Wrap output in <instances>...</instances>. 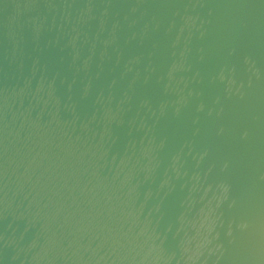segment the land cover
<instances>
[{
    "label": "water",
    "instance_id": "obj_1",
    "mask_svg": "<svg viewBox=\"0 0 264 264\" xmlns=\"http://www.w3.org/2000/svg\"><path fill=\"white\" fill-rule=\"evenodd\" d=\"M60 1L55 11L53 7L45 8L47 0H37L38 7L31 9L22 7L12 25L0 20V264H29L34 251L47 246L46 257L36 264H45L47 255L52 260L50 264H91L97 257L105 264L109 247L105 244L107 229L123 237L125 232L130 234L139 226L132 229L130 221L122 216L125 204L117 199L125 198L126 185L121 191L112 189V176L119 159L126 154L133 161L141 144L152 139L151 153L156 161L154 175L144 177L143 170L136 169L131 182L140 181L136 186L139 192L136 205L143 198L146 187L152 188L140 215L143 217L152 204L149 214L154 221L157 219L156 229L163 233L168 220V199L179 188L181 179L187 178L192 170L201 168L204 172L203 164L210 153L208 146L195 165L194 152L202 151L206 144L198 145L197 142L202 127L199 122L206 108L205 98H202L204 106L195 110L196 119L190 122L181 116L184 105L175 113L171 110L176 101L172 102L170 95L178 94L174 87L170 88L174 80L156 95L155 87L162 84L166 75L162 74L155 86L149 85L155 72V68L150 69L155 51L147 54L145 36H141L142 40L133 48L127 47L137 38L138 31L122 41L119 29L124 19L120 10L112 14L113 0H103L99 7L95 0H80L82 12L80 6L74 9L76 0L70 4L69 0H63L62 11ZM14 2L10 1L6 8L9 15L15 13ZM91 2L93 14L84 16L86 5ZM102 5H106L105 12L101 10ZM141 5L137 2L134 12H138ZM203 7L205 3L200 6ZM198 8L196 5L184 10L196 13ZM38 10L36 21H41L42 25L35 33L32 18ZM100 17L105 18L103 28L99 26ZM147 18L148 11L130 27ZM114 22L116 38L105 43ZM147 22L151 27L152 19L148 18ZM72 25L80 30L74 44L69 41L75 31ZM8 27H13V34ZM196 32L192 31L190 38L184 40L188 45L185 55L188 67L176 71L188 75L183 87L185 93L190 85L195 88L203 81V75L199 80L198 76L206 69L205 43L195 51ZM206 33L198 37V41H203ZM181 43L182 38L172 54L176 59L180 58L178 46ZM103 47L106 53L101 57ZM75 49L77 56H74ZM199 52L202 55L197 57ZM234 52L235 49L229 55ZM135 54L138 60L131 58L126 62L128 55ZM149 58L152 59L147 61ZM84 60L88 61L87 65ZM224 65L228 73V62ZM146 71H149L148 77L142 84L147 88L136 103L137 85ZM133 73L138 77L129 85L128 79ZM40 80L43 86L38 88ZM204 93L201 89L199 97ZM165 96L168 99L161 112L158 102ZM107 107L117 111L121 121L109 119L105 114ZM130 115L132 119L128 118ZM194 125L198 127L191 131ZM103 126L109 131L102 137L106 153L99 157L93 146ZM139 157L144 162L147 156ZM173 162H177L182 171L187 163L189 168L184 175L175 176ZM214 166L207 172L208 176ZM167 174L172 188L166 190L165 184L158 188L159 181ZM20 212L23 215H19ZM31 214H36L34 223L28 221ZM28 222L30 224L25 227ZM176 224L174 217L166 231L165 242ZM35 234L36 242L30 245ZM113 254H107V260Z\"/></svg>",
    "mask_w": 264,
    "mask_h": 264
},
{
    "label": "bare ground",
    "instance_id": "obj_2",
    "mask_svg": "<svg viewBox=\"0 0 264 264\" xmlns=\"http://www.w3.org/2000/svg\"><path fill=\"white\" fill-rule=\"evenodd\" d=\"M10 1L14 0H0V20L3 23L7 21L10 25L17 20L16 13H19L22 7L24 9L38 7L37 0H15V13L9 15L6 8ZM58 1L47 0L45 8L53 7L55 11ZM71 1L69 0V4ZM189 1L113 0L110 5L112 14L120 10L124 19L119 29L122 41L133 37L138 31L137 38L127 47L133 48L142 40L141 36H145L147 54L155 51L154 62L150 66V69L155 68V72L151 75L149 85L155 86L162 74L166 75L162 84L155 87L156 95L163 90V86L164 89L169 87L170 81L174 80L170 88L174 87L178 94L170 95L172 102L176 101L171 108L173 113L184 105L181 116L192 122L198 115L195 110L204 106L202 98H205L206 108L199 122L202 127L197 142L198 145L206 144L203 145L202 151L194 152L195 165L202 159L208 146L210 153L203 164L204 172L201 168L192 170L187 178L181 179L179 188L168 199L166 217L168 220L163 233L161 229H156L157 219L154 221L149 214L152 204L143 217L140 215L152 188L146 187L143 198L136 205L139 193L136 186L140 181L137 179L135 184L131 182L136 169L143 170L144 177L154 175L156 161L153 160L151 153L154 147L152 139L149 138L147 143L141 144L140 152L133 161H130L126 154L119 159L112 176L114 185L112 189L121 191L126 185L125 198L117 199L125 204L122 207V216L130 221L132 229L136 225L139 226L137 231L133 230L130 234L125 232L123 237H117L114 235L115 232L112 234L107 229L105 234V244H109L107 254L110 252L114 254L109 260L105 254V264H170L173 257L175 258L172 264H264V0ZM102 2L103 0H95L96 7ZM137 2L142 5L138 12H134ZM59 3L63 11L64 1L61 0ZM204 3L205 7L200 8ZM91 5L92 2L87 3L85 9L87 14L84 16L93 14ZM196 5L199 6L196 13L185 12V8ZM78 6L81 7L80 0H76L74 9ZM82 10L81 7V12ZM101 10L105 12L106 5H102ZM146 11L148 18L152 19L151 27L147 22L148 18L130 27ZM68 13L69 9L66 19L69 17ZM37 15L39 10L32 18L35 33L42 25L41 21L37 23ZM84 16H80L82 21L85 20ZM180 17L183 18L181 22ZM104 21V17L99 18L101 28ZM115 23L111 35L105 37V43L116 38ZM12 28L8 27L11 34ZM194 30L197 31L195 51H199L201 43H205L206 69L198 76L199 80L203 75V81L195 88L190 85L188 93H185L183 87L188 82V75L176 71L188 67L185 63L188 45L184 40L190 38ZM79 31L75 27L74 34L69 39L72 44ZM205 32L207 33L204 40L198 41V37ZM181 38L183 43L178 46L180 58L176 59L172 54ZM233 49L235 52L230 56L229 53ZM104 53L106 49L103 47L101 57ZM77 54L75 49L74 56ZM201 55L199 52L197 57ZM131 58L132 61L138 60L136 54L128 55L126 62ZM150 59L152 58L147 61ZM226 61L229 64L228 73L224 69ZM87 62L84 60V65H87ZM135 70L137 72L138 68ZM148 72L143 73L137 85L136 103L142 99L140 95L147 88V85L142 83L148 77ZM136 77L138 74L133 73L128 79V84L131 85ZM42 86L40 80L38 88ZM201 89H204L205 93L199 97ZM167 99L165 96L158 102L161 112ZM105 114L109 115V119L117 118L121 121L118 112L112 111L111 107H107ZM132 116L128 118L132 119ZM197 127L198 125L192 126L191 131ZM107 131L109 128L103 126L101 135L93 146V151H98L99 157L106 153L102 146V137ZM141 155L147 156L144 162L140 161ZM114 157L115 155L111 161ZM174 158L176 159L177 155ZM173 163L175 176L184 175L189 168L187 163L182 171L177 162ZM214 164V169L208 176L207 172ZM163 184L166 185V190L172 188L169 174L161 178L158 188ZM114 194L117 196L118 192ZM180 205L183 206L179 207ZM19 215L23 214L20 212ZM174 217L177 224L170 239L165 242L166 231ZM34 218L36 214L28 215V221L32 220L34 223ZM29 224L30 222L25 227ZM36 237L37 234L31 239L30 245L36 242ZM47 248L48 246L41 247L39 251H34L32 262L29 264L39 263L45 256ZM99 259L98 257L92 259L91 264H101ZM51 261L47 255L45 264H50Z\"/></svg>",
    "mask_w": 264,
    "mask_h": 264
}]
</instances>
